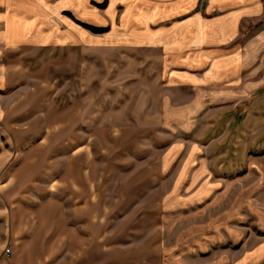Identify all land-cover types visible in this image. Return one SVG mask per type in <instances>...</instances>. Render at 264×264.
I'll return each instance as SVG.
<instances>
[{
	"label": "crops",
	"instance_id": "obj_1",
	"mask_svg": "<svg viewBox=\"0 0 264 264\" xmlns=\"http://www.w3.org/2000/svg\"><path fill=\"white\" fill-rule=\"evenodd\" d=\"M83 24L107 30L96 33ZM0 46L152 52L157 58L143 74L153 102L147 115H162L170 130L183 133L159 161L167 178L185 180L166 193L170 201L180 192L187 201L181 206L190 207L208 178L252 172L264 178V0H12L4 8ZM61 120L58 127L67 128ZM15 141L0 133V264H119L110 258L118 260L123 250L110 252L109 235L93 234L86 216L92 202L76 203L73 192L69 203L60 194L38 201L28 187L6 185L30 177L24 166L9 172ZM253 184L242 192L251 196L245 197L249 220L253 211H264V201L258 206L252 196H264V185L254 190ZM236 194L229 197L228 218L238 210ZM165 204L164 232L148 236L159 237L158 264H264V237L255 239L248 228L239 244L230 240L221 251V219L210 223L186 211L179 218L177 203ZM260 221L264 234V212ZM132 255L129 264H140V254Z\"/></svg>",
	"mask_w": 264,
	"mask_h": 264
},
{
	"label": "rangeland",
	"instance_id": "obj_2",
	"mask_svg": "<svg viewBox=\"0 0 264 264\" xmlns=\"http://www.w3.org/2000/svg\"><path fill=\"white\" fill-rule=\"evenodd\" d=\"M8 1L12 2L0 0V28ZM153 57L157 55L147 51L101 53L53 46H0V133L16 140L9 172L24 166L30 175L24 183L11 179L6 185L28 187V196L38 201L60 194L69 203L68 195L73 192L76 203L92 202L86 216L93 221V234L109 235L110 252L123 250L119 259L110 258V263H132L133 258L127 256L139 253L140 264H158L159 237L148 236L164 232L163 221L170 214L165 211L166 202L177 203L174 211L179 218L186 211L210 223L221 219L220 244L216 243L221 251L228 250L230 240L239 244L248 228L254 236L259 235L255 239L264 237L258 232L264 211H253L250 220L245 215V197L250 201L251 196L242 193L243 187L250 181L254 190L264 185V178L255 177L254 172L231 180H202L204 189L201 199L190 206L193 211L187 210L188 205L181 206L180 202L187 201L180 192L172 201L166 196L185 180L167 178L159 161L183 133L170 130L172 125L164 123L162 115L151 117L155 125L147 115L153 102L146 93L150 82L143 74ZM61 118L67 128L58 127ZM52 141L58 144L55 152ZM38 157L41 162H36ZM234 189L238 210L228 218ZM34 192L40 195L33 196ZM252 196L254 204L262 206L264 196L256 192ZM231 231L236 234L234 239L227 238Z\"/></svg>",
	"mask_w": 264,
	"mask_h": 264
},
{
	"label": "trees",
	"instance_id": "obj_3",
	"mask_svg": "<svg viewBox=\"0 0 264 264\" xmlns=\"http://www.w3.org/2000/svg\"><path fill=\"white\" fill-rule=\"evenodd\" d=\"M85 27L91 29L92 31L96 32V33H101V32H104L107 30V28H98V27H93V26H90V25H87V24H83Z\"/></svg>",
	"mask_w": 264,
	"mask_h": 264
},
{
	"label": "built area",
	"instance_id": "obj_4",
	"mask_svg": "<svg viewBox=\"0 0 264 264\" xmlns=\"http://www.w3.org/2000/svg\"><path fill=\"white\" fill-rule=\"evenodd\" d=\"M5 253L7 255H9L11 253V247L10 246L6 248Z\"/></svg>",
	"mask_w": 264,
	"mask_h": 264
}]
</instances>
